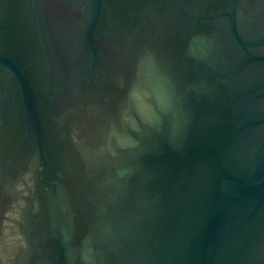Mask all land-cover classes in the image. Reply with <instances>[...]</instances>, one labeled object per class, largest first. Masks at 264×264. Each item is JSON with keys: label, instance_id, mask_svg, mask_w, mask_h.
<instances>
[{"label": "water", "instance_id": "1", "mask_svg": "<svg viewBox=\"0 0 264 264\" xmlns=\"http://www.w3.org/2000/svg\"><path fill=\"white\" fill-rule=\"evenodd\" d=\"M0 264H264V0H0Z\"/></svg>", "mask_w": 264, "mask_h": 264}]
</instances>
